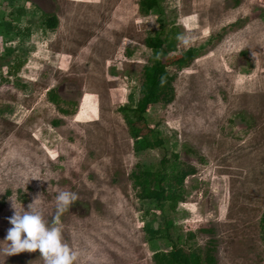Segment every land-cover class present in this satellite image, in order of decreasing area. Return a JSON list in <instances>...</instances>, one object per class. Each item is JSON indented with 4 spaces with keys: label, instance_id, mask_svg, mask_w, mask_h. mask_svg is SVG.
<instances>
[{
    "label": "rangeland",
    "instance_id": "374dc122",
    "mask_svg": "<svg viewBox=\"0 0 264 264\" xmlns=\"http://www.w3.org/2000/svg\"><path fill=\"white\" fill-rule=\"evenodd\" d=\"M138 2L0 0V244L9 198L27 211L41 195L36 207L51 224L58 191L70 190L79 199L61 227L77 264H152L171 244L148 242L145 228L164 215L186 250L212 241L217 264H264V0H162L149 15ZM161 30L167 64L197 54L188 68L169 66L175 98L149 107L145 126L126 106L138 99L144 41ZM146 127L164 144L135 153L130 131ZM172 153L188 170L186 195L163 213L137 199L130 174ZM0 264L44 262L36 251L0 254Z\"/></svg>",
    "mask_w": 264,
    "mask_h": 264
},
{
    "label": "trees",
    "instance_id": "16d2710c",
    "mask_svg": "<svg viewBox=\"0 0 264 264\" xmlns=\"http://www.w3.org/2000/svg\"><path fill=\"white\" fill-rule=\"evenodd\" d=\"M162 0H139V7L146 13H160V3ZM42 25L48 30H55L58 26V19L55 15L41 14ZM161 28L162 25H161ZM161 30L156 35L148 36L144 41V46L150 51L146 64L142 68L141 82L138 89V99L133 104L132 95L129 96L130 104L126 110L136 115V122H142L146 126L145 114L147 109L155 105H168L175 98L173 86L175 74L169 70V66H174L178 70L188 68L195 60L197 51L191 49L181 55L173 62L167 64L168 53L165 45L170 42V34ZM162 54L157 59V54ZM19 66V65H18ZM17 66V67H18ZM164 80L161 83V80ZM48 101L59 107L62 100L55 93L49 91ZM59 111L66 113L63 109ZM132 146L135 153L161 148L164 141L159 136L156 129H133L130 131ZM173 160L163 156L156 166H144L137 164L130 174L133 188L136 190L137 199L149 201L159 212H175L179 204L185 201V180L188 170L177 161L178 155L172 153ZM173 222L164 215L162 226L157 229L145 228L147 241L165 240L169 242L168 251H155L152 255V264H217L216 250L213 242H208L204 247H196L194 251L186 250L182 245L185 241L178 236L174 239L170 230ZM259 227L264 231V210L261 214ZM194 235L188 234V239Z\"/></svg>",
    "mask_w": 264,
    "mask_h": 264
},
{
    "label": "clouds",
    "instance_id": "9594fccd",
    "mask_svg": "<svg viewBox=\"0 0 264 264\" xmlns=\"http://www.w3.org/2000/svg\"><path fill=\"white\" fill-rule=\"evenodd\" d=\"M176 39L188 46L191 37L185 34H178ZM162 54H157V59ZM260 54L252 52L254 60ZM164 80L162 78L161 83ZM41 195L37 196L28 205L25 211L23 205L17 211L15 202L12 201L14 215L9 219L12 227L8 230L6 240L0 244V254L5 257L17 255L23 252L39 251L44 264H77L79 254L64 241L61 227V216L69 212L70 207L79 199L76 192L60 190L55 198V213L52 216L51 224L45 218L44 212L36 207L41 202Z\"/></svg>",
    "mask_w": 264,
    "mask_h": 264
}]
</instances>
